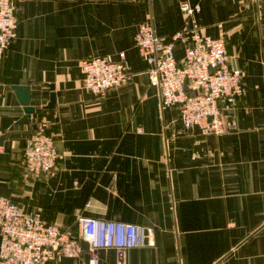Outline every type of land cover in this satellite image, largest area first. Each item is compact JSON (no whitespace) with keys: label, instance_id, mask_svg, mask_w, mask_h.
<instances>
[{"label":"crops","instance_id":"0c3cea01","mask_svg":"<svg viewBox=\"0 0 264 264\" xmlns=\"http://www.w3.org/2000/svg\"><path fill=\"white\" fill-rule=\"evenodd\" d=\"M16 38L0 59V197L79 236L77 218L143 228L141 245L97 250L95 264H264V0H12ZM199 4L204 35L223 37L244 71L245 93L227 131H185L163 108L133 39L182 26L180 3ZM175 57H183L176 43ZM124 64L130 81L94 96L80 61ZM27 87L25 112L14 87ZM52 87V89H51ZM51 94L54 106L47 108ZM43 126L63 155L57 170H25L26 137ZM81 254L45 264H92Z\"/></svg>","mask_w":264,"mask_h":264},{"label":"built area","instance_id":"2783aa9c","mask_svg":"<svg viewBox=\"0 0 264 264\" xmlns=\"http://www.w3.org/2000/svg\"><path fill=\"white\" fill-rule=\"evenodd\" d=\"M258 4L263 0H249ZM181 28L170 37H158L152 23L138 26L133 45L150 66L149 84L158 91L163 108L176 107L185 131L196 126L203 135L226 133L225 115L233 112L245 93L244 71L239 60L227 53L223 37L212 39L203 34L196 17L199 4L180 3ZM17 18L12 0H0V59L16 38ZM183 45L177 60L174 47ZM119 61L92 58L80 61L83 87L94 96L126 85L131 75ZM1 136V133H0ZM63 155L52 134L41 126L25 139L24 167L34 179L53 174ZM80 234L44 221L40 210L25 211L10 199L0 197V264H45L57 257L75 258L82 250L78 239L89 245L96 263L97 250L122 252L141 245L144 229L116 221L77 218Z\"/></svg>","mask_w":264,"mask_h":264},{"label":"water","instance_id":"95a60500","mask_svg":"<svg viewBox=\"0 0 264 264\" xmlns=\"http://www.w3.org/2000/svg\"><path fill=\"white\" fill-rule=\"evenodd\" d=\"M14 89L16 90V94H17V97L20 103L24 106L25 112L32 113L33 109L29 107L30 95L28 93L27 87L16 86L14 87ZM53 106H54V95L51 94L50 101H49L47 108H52Z\"/></svg>","mask_w":264,"mask_h":264}]
</instances>
